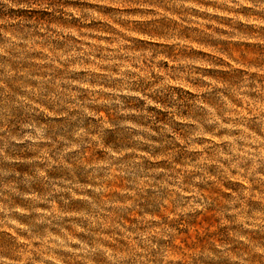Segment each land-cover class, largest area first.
Returning <instances> with one entry per match:
<instances>
[{"label":"clouds","instance_id":"obj_1","mask_svg":"<svg viewBox=\"0 0 264 264\" xmlns=\"http://www.w3.org/2000/svg\"><path fill=\"white\" fill-rule=\"evenodd\" d=\"M0 264H264V0H0Z\"/></svg>","mask_w":264,"mask_h":264}]
</instances>
